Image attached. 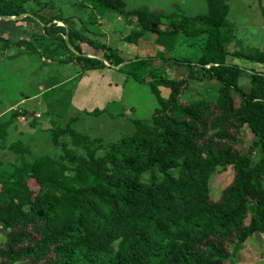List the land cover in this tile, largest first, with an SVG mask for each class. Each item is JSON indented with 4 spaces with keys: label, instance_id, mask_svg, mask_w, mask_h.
Here are the masks:
<instances>
[{
    "label": "trees",
    "instance_id": "obj_1",
    "mask_svg": "<svg viewBox=\"0 0 264 264\" xmlns=\"http://www.w3.org/2000/svg\"><path fill=\"white\" fill-rule=\"evenodd\" d=\"M31 1L36 0H0V19L26 15L21 19L31 24L30 36L13 42L4 28L7 22L0 20L2 50L18 49L10 58L39 52L37 45H44L48 34L53 48H44L46 57L76 63L81 73L108 69L126 74L124 85L132 78L149 86L157 106L150 115L133 119L110 108L73 115L51 131L62 150L58 159L46 155L30 161L28 144H9L22 165L0 163V264H224L231 258L230 244L243 245L264 234V70L253 68L264 65V46L228 51L231 0H206L207 13L195 17L144 7L128 10L125 0H85L96 10L136 15L140 27L126 37L131 42L142 39L144 30L156 33L157 45L166 48L180 34L207 35L197 62L162 53L127 60L61 14L29 13L25 7ZM164 17H174L168 29L160 28ZM86 46L102 51L111 66L84 54ZM154 59L199 66L220 84L218 94L184 98L188 80L161 76L151 68ZM244 75L249 87L241 84ZM19 115L13 112L0 121V144ZM82 115L130 121L131 130L121 137L83 132L75 125ZM246 129L257 137L249 147L242 136ZM230 167L233 180L215 200L212 179ZM153 168L163 177L142 180ZM29 179L36 180L38 191L30 188Z\"/></svg>",
    "mask_w": 264,
    "mask_h": 264
},
{
    "label": "rangeland",
    "instance_id": "obj_2",
    "mask_svg": "<svg viewBox=\"0 0 264 264\" xmlns=\"http://www.w3.org/2000/svg\"><path fill=\"white\" fill-rule=\"evenodd\" d=\"M125 1L128 10L144 7L166 11L177 17L179 15L195 17L208 11L206 0ZM230 4L228 19L232 22L233 28L232 40L226 45L228 51L234 53L263 48L264 0H231ZM92 6V2L85 0H36L27 3L25 8L29 13L38 12L49 18L61 14L64 18L70 19L74 23V28L81 33L118 49L127 60L162 53L166 57L197 62L203 54L207 35L188 37L180 34L176 41L166 48L157 45L156 33L144 30L142 39L131 42L126 40V37L140 27L136 15L127 16L113 10H96ZM173 19L174 17L162 18L160 28H170ZM0 20L7 22L4 28L7 29L6 34L13 42L29 37L32 32L29 30L31 24L21 18ZM94 21L96 23H93ZM58 25L64 26V23ZM34 30L39 31V29ZM48 37L47 34L44 41L41 40L44 45H37L39 52L24 53L17 58L9 56L17 52V47L12 45L4 51L2 50L4 42L0 40V121L9 119L13 112L20 114L10 128L9 138L0 144V163L6 161L19 167L22 165L19 157L8 148L11 142L17 140L30 146L31 152L27 154L30 161L46 155L58 159L62 155V150L53 143L51 131L57 126L67 124L73 115L85 110L110 108L109 110L114 113L126 112L133 119L150 115L157 106V100L149 86L139 84L132 78L124 85L126 74L115 73L116 71H108V69L81 73V67L76 63L67 65L46 57L42 53L44 48L47 46L53 48L51 45L53 41ZM50 51L49 49L48 52ZM84 51L89 57L93 55L102 57L103 53L89 46H86ZM233 60L231 58L230 62ZM243 64L246 62L244 61ZM151 68L167 78L187 79L188 86L184 98H208L218 94L220 84L199 66L195 65L191 69L187 64H180L174 60L154 59ZM253 68L264 70V65L254 63ZM241 80L243 86L249 87L248 76L244 75ZM117 81L118 83H115ZM161 89L163 95L168 96L169 90L164 87ZM82 117L75 125L83 132L121 137L131 130L130 121L122 119L115 121L106 116L82 115ZM242 136L247 147L257 140L249 129H246ZM61 140L70 142L69 137H62ZM162 177L161 173L153 168L142 176V180L153 182L156 178L159 180ZM233 177L232 167L220 170L213 177L211 182L213 199L217 200L220 197ZM28 182L32 190L38 191L39 185L36 180L29 179ZM1 189L0 184V192ZM1 240L2 236H0V246ZM229 252L231 258L224 260V264H264V234L253 235L243 245L230 244Z\"/></svg>",
    "mask_w": 264,
    "mask_h": 264
},
{
    "label": "water",
    "instance_id": "obj_3",
    "mask_svg": "<svg viewBox=\"0 0 264 264\" xmlns=\"http://www.w3.org/2000/svg\"><path fill=\"white\" fill-rule=\"evenodd\" d=\"M26 15H22L21 17H8V19L9 20H14V19H17V18H23V17H25ZM66 40H67V44H68V46L72 49V50H74L73 49V47H72V45H71V43H70V41H69V37L67 36L66 37ZM75 51V50H74ZM92 57H95V58H98V59H100V60H103L106 64H108V65H110L111 66V64L109 63V62H107L106 61V59L105 58H103V57H100V56H95V55H93ZM126 63H124V64H121L120 66H114V65H112L113 66V68H120L121 66H123V65H125Z\"/></svg>",
    "mask_w": 264,
    "mask_h": 264
}]
</instances>
